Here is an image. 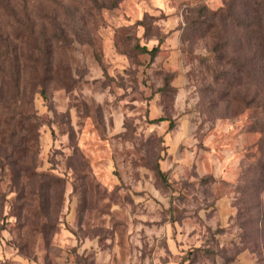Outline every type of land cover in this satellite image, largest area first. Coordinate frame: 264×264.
<instances>
[{
	"label": "rangeland",
	"instance_id": "rangeland-1",
	"mask_svg": "<svg viewBox=\"0 0 264 264\" xmlns=\"http://www.w3.org/2000/svg\"><path fill=\"white\" fill-rule=\"evenodd\" d=\"M0 264H264V0H0Z\"/></svg>",
	"mask_w": 264,
	"mask_h": 264
},
{
	"label": "trees",
	"instance_id": "trees-1",
	"mask_svg": "<svg viewBox=\"0 0 264 264\" xmlns=\"http://www.w3.org/2000/svg\"><path fill=\"white\" fill-rule=\"evenodd\" d=\"M141 48V47H140ZM141 51L143 53H147L150 55H155L158 52V48H153L152 50H148L147 48H141ZM169 87V82H166L165 84V88ZM168 119H158L156 120L157 122H164L167 121ZM171 128L174 126L173 122H170ZM154 171L156 176L158 177L159 180H161L162 182H166V173H164L160 167V164L158 163V161L156 162V165L154 166Z\"/></svg>",
	"mask_w": 264,
	"mask_h": 264
}]
</instances>
